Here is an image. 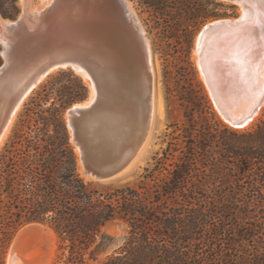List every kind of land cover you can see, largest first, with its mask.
Listing matches in <instances>:
<instances>
[{
  "label": "trees",
  "instance_id": "16d2710c",
  "mask_svg": "<svg viewBox=\"0 0 264 264\" xmlns=\"http://www.w3.org/2000/svg\"><path fill=\"white\" fill-rule=\"evenodd\" d=\"M185 1L139 0L164 21L166 34L181 26L192 31L218 15ZM16 2L0 0V14L14 17ZM183 6L186 18L180 19ZM187 62L179 67L189 81L180 95L189 122L184 129L187 151L154 190L171 198V206L162 208L157 196L142 195L129 185L110 186L81 176L62 118L64 108L85 97L86 87L79 81L78 89L59 90L60 106L46 109L50 115L43 117V127L33 135L18 128L1 150V225L47 224L69 242L65 264H264V118L243 131L218 129L217 121L212 125L208 120L196 127L194 114L201 116L209 106L200 82L193 85V67ZM52 88L43 91L48 95ZM249 209L263 214L259 224L248 222ZM213 218L216 224L210 222ZM116 219L128 224V235L115 253L98 260L112 239L104 227ZM232 219L237 223L228 228L226 221ZM248 239L254 240L252 248L243 246ZM234 247L242 252L235 259L220 252ZM87 251L94 263L85 258Z\"/></svg>",
  "mask_w": 264,
  "mask_h": 264
},
{
  "label": "rangeland",
  "instance_id": "374dc122",
  "mask_svg": "<svg viewBox=\"0 0 264 264\" xmlns=\"http://www.w3.org/2000/svg\"><path fill=\"white\" fill-rule=\"evenodd\" d=\"M130 1L150 41L152 60L154 63V118L149 131V136L147 137V142L144 144L145 146L142 147L140 155L135 160L133 159L134 161L130 164V166H127V169L125 168L117 177L98 181L110 186L129 185L130 187L139 189L142 195H148L151 193L150 195H155L163 201L162 205H160L163 208L171 206L173 200L171 198L164 199V197H159L158 194H155L154 190L157 191V189L161 188L160 185L163 179H166L169 170L173 168L174 163L179 161V158L185 155L187 151V137L184 129L188 126L189 122L185 116V104L181 99L182 96L180 95L185 91V89H187L189 81L184 80L180 75V73H182V69H179L180 66H188L187 61H190L193 70L192 74H189V77H192L191 81L193 82V85L196 81L200 82L209 106V111L202 113L201 116L197 113L194 114L197 121L196 127L200 128L201 124L208 120L212 123V125L215 121H217L218 129H222L226 126L231 129L243 131L252 129L255 127L257 122H259V120L264 118L263 108L260 116L245 129H239L227 123L214 106L206 85L200 76L197 62L194 58L196 36L205 23L211 22L212 20L214 21V19L217 20L218 18H233L238 15L240 17L242 13V5H244V8L247 7L248 11L245 19H242V21L238 22L234 26L229 23H224L225 27L221 28V31L219 32L220 36L218 38L216 37L213 41H210L208 54L205 56V68L211 78L212 84L215 86V94L223 101L225 107L231 112L232 116L239 119L242 116L251 113L264 95V1L243 0L242 3L235 1L237 3L236 4L226 0H186L185 3H188L189 7L194 9L201 7L205 11H215L218 15L206 19L192 31L185 30L183 29L184 27L181 26L176 29L171 28L170 32L167 34L164 32L166 30L162 19L154 15L153 12L146 5L141 4L139 0ZM16 3L18 12L14 17L7 18L3 17L1 14L0 17L11 20L18 16L20 17L23 10H26L27 12L31 11L30 13L34 14L37 7H42L39 0H17ZM185 9L187 8L185 7L184 9L182 8L181 10H178L180 11V19L186 18V13L184 12ZM35 25L37 28L39 27V25L33 23L30 24L31 28H28L29 25L25 24L22 29L25 30L27 28V32L24 30L22 31L24 33H28L29 30V34H36L43 31L41 27L36 31ZM0 34L3 37L5 36L4 38L6 39L7 36L8 39L13 37L11 36L13 34L10 35L2 25H0ZM235 34L239 35L236 36ZM259 43H262L263 45H260ZM220 44L222 46H220ZM2 45L3 44L0 41V49L2 48ZM259 45L260 47L262 46L261 49H257ZM244 47V50L247 49L246 53L243 50ZM245 58L246 60H244ZM1 60H3L2 56ZM136 61L139 60L137 59ZM246 61L247 64H245ZM246 65H248L247 68ZM189 69L191 70V67H189ZM139 71V69L135 68V74H131V77H129L123 93V95L126 93L127 97L129 96L127 99L129 104L127 105L130 106V108L132 106V109H134V106L131 105L130 99L133 97L130 98L131 95L127 88L131 86V80L133 81L135 76L143 73V71ZM79 81H81L86 87L84 93L85 97L72 101L66 108L63 109L62 118L66 126L68 123L67 110L74 103L83 102L88 99L90 93L89 85L76 70L74 71L70 67L59 68L48 74L47 77L44 78L22 102L20 108L15 114V118L6 139L0 147V152L4 145L13 138L15 130L18 128H21L23 132H26V134L30 133L33 135L34 130L37 127V129L43 127V121H46L43 117L50 115V111L47 112L46 109L49 106H55L57 108L60 106L61 100L59 98V90L78 89ZM49 86L53 88L49 90L50 92L47 95L45 94L47 89L43 91V88ZM238 90L241 92L238 93ZM236 93L238 95H236ZM40 97L42 98L40 99ZM44 97H46L47 100H44ZM136 98L137 103L140 98ZM138 105L139 107L142 106V104ZM126 111H128V109H126ZM128 114H130L132 136L136 120H134V112L130 110ZM69 128L70 127L67 126L68 133L70 134L71 129L69 131ZM69 140L74 146L77 158L76 145L73 140ZM77 167H79L78 161ZM79 172L86 180H96L87 178V176H85L86 172L82 173L80 170ZM158 186H160V188ZM145 189H147L149 193ZM261 215L263 214L259 212L258 209L255 211L249 209L250 218L248 222H257V224H259L262 220ZM210 222H212V224H216L217 220L216 218H213ZM236 223L237 221L235 222V220L232 219L231 221H226V226L228 228L234 227ZM24 225L25 224L13 228L12 226L5 227L0 223V243L4 241L0 245V257L3 264H6L7 262L8 251L15 235ZM245 226H248V224ZM104 230L112 237V239L109 241L105 249L96 255L98 260H102L107 255L117 251V248L123 244L124 238L128 235L129 226L125 221L116 219L105 226ZM4 231L6 232L4 233ZM54 234L55 236L52 239L51 245H47L48 241L44 234H38L34 231H29L26 235L20 238L15 249L16 264H38L44 261H49L48 264H65L69 253V242H62L55 231ZM209 236L210 234L205 235L206 238ZM253 243L254 240L248 239L245 241V245L243 246L252 248ZM221 245H223V247L227 246L224 243ZM217 247L219 248V245H216V248ZM204 249H206V246H204ZM88 251L85 254V258L90 263H94L95 261L89 257ZM220 252L231 256L233 259L242 254L241 248L239 247L223 249ZM217 257V262H219L221 256L218 255Z\"/></svg>",
  "mask_w": 264,
  "mask_h": 264
},
{
  "label": "water",
  "instance_id": "95a60500",
  "mask_svg": "<svg viewBox=\"0 0 264 264\" xmlns=\"http://www.w3.org/2000/svg\"><path fill=\"white\" fill-rule=\"evenodd\" d=\"M79 1L51 0L49 5L36 15L40 18L37 22L40 26L37 28L35 25V30H39L40 27L47 28V31L41 35L43 36L41 40L19 50L10 49L12 57L9 61L5 60L3 53L6 48L2 45L0 91L14 81L17 72L21 74L29 69L25 77V73L23 74L21 85L17 90L21 91L18 95L19 99L26 91H31L34 88L33 83L49 69L70 67L75 71L74 64L84 65L94 80L97 89L96 100L86 110L76 109L79 115L77 113L70 121L72 131L69 129V137L71 140H76L79 146L78 165L80 162L87 175L96 180H108L114 178L127 166L146 134L144 127L137 134L138 137L132 138L128 113L129 110H133L127 105L129 96L127 97L126 93L123 95L126 83L130 75L134 74L135 68L143 71L140 62L142 56L136 62L137 52L133 51L132 43L128 39L129 33L124 30L128 26L122 23L120 17L119 20L116 18L112 9L116 10L117 7L119 16L130 21V28L134 32L133 35L137 36V43L142 46L144 58L145 36L142 26L132 15L125 0ZM226 1L236 3L235 1L240 0ZM72 11L75 12V16L69 19ZM62 15L67 20L61 25L59 21ZM233 18H239V15ZM21 19L18 16L12 20L20 22ZM203 27H206V23L200 31ZM146 75L151 78L150 74ZM139 98V102H143V108L145 105L149 110V88ZM1 107L0 102V114H2ZM251 115L252 112L239 118V121L244 123ZM2 118H0V131L3 127ZM67 126L69 127L68 123ZM38 224L48 226L41 222H29L23 226L26 227L24 233L34 227L36 231L44 230L38 227Z\"/></svg>",
  "mask_w": 264,
  "mask_h": 264
},
{
  "label": "bare ground",
  "instance_id": "6f19581e",
  "mask_svg": "<svg viewBox=\"0 0 264 264\" xmlns=\"http://www.w3.org/2000/svg\"><path fill=\"white\" fill-rule=\"evenodd\" d=\"M51 0H39V2L41 3L42 7H37L35 10V13L32 14L30 12H27L26 10H23V14L20 15V17L22 18L20 22H16L15 20H8V19H3L0 17V25H2L6 31H8V33L13 36V37H9L10 39L4 38L1 34H0V41L2 42L3 46L6 48L3 55L5 57L6 61H9L10 58L12 57V54L10 49H14V50H19L21 48L24 47H28V46H32L34 45L39 39L41 40V35H43V33L45 31H47V28H42V32L36 33V34H29V30L28 33H24L22 30L24 25L27 24L30 26V24H37V22H39L40 18H38L36 15L40 12V10L44 7H46L47 5H49ZM79 0H75V2H78ZM84 1V0H80L79 2ZM128 7L131 10V13L133 16L136 17V19L138 20L139 24L142 26V30H143V34L145 36L144 38V49H145V53L146 56L144 58L143 56V52L142 51V46L140 44L137 43V36L133 35V31L131 27V23L128 19H125V17H121L119 16V12L117 11V7H115L116 10L112 9V13L114 15H116L117 19L122 21V23L125 24L126 27L124 30L127 31V33H129V41L130 43H132V47H133V51L137 52V56H136V60L138 58H141L142 56V60L140 59V62L142 64L143 67V73L138 74L137 76L134 77V80H131V86L129 88H127V90L129 91L132 99H130V103L131 105L134 106V109H132L134 112V120H136V125L134 127V133L132 135V138L138 137L139 135H137L138 133L141 132V130L145 127L146 130V134L145 137L142 139L141 144L138 146L136 152L134 153V155L132 156L131 160L129 161V163L127 164V166H130V164L140 155L141 153V149L143 146H145L144 144H146L147 142V137L149 136V131L153 122V118H154V112H155V105H154V63L152 60V51H151V46H150V41L149 38L146 35L145 29L135 11V9L132 6V3L130 0H125ZM243 0H240L238 2L242 3ZM264 1V0H261ZM39 5V4H38ZM242 5V4H241ZM81 8V7H80ZM242 13L241 16L239 18H221V19H217L211 22L206 23V27H203L202 30L197 34L196 36V40H195V47H194V58L197 62V66L199 69V73L200 76L204 82V84L206 85V88L208 90V93L210 95V97L212 98L213 104L216 107L217 111L219 112V114L221 115V117L230 125H232L233 127L239 128V129H245L247 128L249 125H251L261 114L263 108H264V95L261 98V100L256 104V106L254 107L253 111H252V115L244 122L241 123L239 121V119L235 118L234 116L231 115V112L225 107L223 101L215 94L214 88L215 86L212 84L211 78L205 68V56H207L208 54V50L210 47V41H213L216 37L218 38L220 36L219 32L221 31V28L225 27L224 23H229L230 25H236L238 22L242 21V19L246 18V14L248 11V8L245 7L244 5H242ZM77 15L79 16V12L77 13ZM258 15V14H257ZM256 15V17H257ZM75 16V12L72 11V15L71 18ZM69 17V16H68ZM77 17V16H76ZM33 18V19H32ZM131 18V16H130ZM254 18V17H253ZM32 19V20H31ZM60 21L59 24H63L64 21L67 20V18H65L63 15L60 16ZM80 19V18H79ZM257 19V18H255ZM35 21V22H34ZM257 21V20H256ZM250 22V21H249ZM40 26V25H39ZM42 26H45V24H42ZM27 29V28H26ZM24 30L27 32V30ZM41 30V29H40ZM42 33V34H40ZM242 33V32H241ZM5 35V34H4ZM15 35V36H14ZM236 35V34H235ZM239 35V34H237ZM236 35V36H237ZM229 37V36H228ZM234 39V38H233ZM226 40V39H225ZM228 40V39H227ZM231 40V39H230ZM236 40V39H235ZM237 41V40H236ZM242 42V41H240ZM222 43V42H221ZM258 43V42H257ZM256 43V44H257ZM224 44V43H223ZM226 44V43H225ZM230 44V43H229ZM260 44V43H259ZM262 44V43H261ZM260 44V45H261ZM264 44V43H263ZM262 44V45H263ZM255 45V44H254ZM258 45V44H257ZM260 45L257 47V49H261ZM220 46H222L220 44ZM232 46V45H230ZM248 46V45H247ZM246 46V48H247ZM252 46V45H249ZM255 47V48H256ZM220 48V47H219ZM252 48V47H251ZM231 49V48H230ZM233 49V48H232ZM245 49V47L243 48V50ZM250 49V48H249ZM235 50V49H234ZM242 50V49H241ZM247 50V49H246ZM246 50L245 53H246ZM19 52V51H18ZM233 52V51H232ZM242 52V51H241ZM16 53V52H15ZM231 53V52H230ZM249 53V51H248ZM262 53V52H261ZM239 54V53H238ZM133 55V54H132ZM247 55V54H245ZM244 55V56H245ZM260 55V54H259ZM250 56V55H249ZM257 56V55H256ZM227 57V55H226ZM237 57V56H236ZM213 58V57H212ZM261 58V57H260ZM233 60V59H232ZM241 60V59H240ZM246 60V58L244 59ZM264 61V60H263ZM137 62V61H136ZM232 62V61H231ZM244 62V61H243ZM217 63V62H216ZM221 63V62H220ZM254 63V62H253ZM219 64V63H218ZM247 64V61L246 63ZM74 66H76L75 70L80 74V76H82V78L84 79V81L89 85V89H90V93H89V97L87 100L83 101V102H77L74 103L68 110H67V118H68V125H69V129H71L70 126V121L72 119V117L74 115H79V112L76 111V109H88L89 107H91V105L94 103V101L96 100V93H97V89L94 83V80L92 79L90 73L87 71V69L84 67V65H80V64H74ZM248 65H246L247 68ZM221 67V66H220ZM251 67V66H250ZM249 67V68H250ZM255 67V66H254ZM253 68V67H251ZM57 69H59V67H53L51 69L48 70L47 73L41 74L38 77V81H36L35 83H33L34 88L44 79L47 77L48 74L56 71ZM244 69V68H243ZM255 69V68H254ZM145 70V71H144ZM246 70V69H245ZM26 72L19 74L17 72L15 76V79L12 83L6 85L1 91H0V102L2 104L1 110H2V114H0V118L4 117L1 119L2 122V129L0 131V147L2 146L4 140L6 139V136L10 130V127L13 123V120L15 118V114L18 111V109L20 108L22 102L24 101V99L30 94V92L34 89H32L31 91H26L22 96L19 97L18 99V95L20 94L21 91H17L19 88V85H21V79L22 76L24 74V77L27 75V73L29 72V69L25 70ZM248 71V70H246ZM252 71V70H251ZM254 71V70H253ZM140 72V71H139ZM243 72V71H242ZM135 74V73H134ZM146 74H150L151 78H148V76ZM256 74V73H255ZM258 74V73H257ZM259 75V74H258ZM131 76V75H130ZM234 76V75H232ZM231 76V77H232ZM237 76V75H235ZM244 76V75H243ZM230 77V78H231ZM250 77V76H249ZM229 78V79H230ZM226 79V78H225ZM259 79V78H258ZM16 80V81H15ZM228 80V79H227ZM242 80V79H241ZM1 81V79H0ZM250 81V80H249ZM251 82V81H250ZM249 82V83H250ZM253 82V81H252ZM244 83V82H243ZM246 83V82H245ZM248 83V85H249ZM240 84V83H239ZM257 84V83H256ZM259 84V83H258ZM245 87V86H243ZM150 90V105H149V110L147 108V106L143 108V102H139L136 103L135 98L136 97H142V94H145L146 91ZM256 88V87H255ZM260 88V87H259ZM145 89V90H144ZM232 89V87H231ZM225 90V89H224ZM242 90V89H241ZM256 90V89H255ZM258 90V89H257ZM261 90V89H260ZM226 91V90H225ZM248 91V89H247ZM145 92V93H144ZM241 92L240 90H238V93ZM229 94V93H228ZM235 94V93H234ZM236 95H238L236 93ZM240 95V94H239ZM242 96V95H241ZM240 96V97H241ZM234 97V96H233ZM239 97V98H240ZM137 99V98H136ZM242 99V98H241ZM247 100V99H246ZM250 100V98H249ZM258 100V99H257ZM245 101V100H244ZM8 103V104H7ZM256 103V102H255ZM138 104H142V106L139 107ZM132 108V106H131ZM147 108V109H146ZM130 111V110H129ZM1 112V111H0ZM146 115H147V119H146ZM2 116V117H1ZM72 131V130H71ZM73 140V139H72ZM73 142L75 143V147H76V151L77 153H79V146L76 142V140H73ZM134 159V160H133ZM126 166V167H127ZM125 167V168H126ZM79 170L82 173H85L84 169L82 168L80 162H79ZM124 168V169H125ZM123 169V170H124ZM127 169V168H126ZM122 170V171H123ZM121 171V172H122ZM120 172V173H121ZM120 173H118L115 177H117ZM87 178H92L89 175H86ZM34 225V224H33ZM38 227L43 228L44 230L41 231H36V227H34V229H30V231H34L37 232L38 234H44L45 237L47 238V245H51L52 239L55 236L54 231L52 230L51 227L46 226V225H39ZM26 227H22L17 234L15 235L9 251H8V255H7V262L6 264H16V254H15V249L17 247V244L19 242V239L22 238L24 235H26L28 232L24 233V229ZM28 249V248H27ZM35 249V248H34ZM52 251V250H51ZM40 252V251H39ZM48 252V251H47ZM30 253V252H29ZM25 254V253H23ZM22 254V255H23ZM40 254V253H39ZM54 254V253H53ZM27 256V255H26ZM30 256V255H29ZM27 258V257H26ZM33 258V257H32ZM47 258V257H46ZM24 259V258H23ZM34 263H36L35 261H33ZM49 261H44V262H40L38 264H48ZM21 263V262H20ZM29 263V262H28ZM37 264V263H36ZM51 264V263H50Z\"/></svg>",
  "mask_w": 264,
  "mask_h": 264
}]
</instances>
